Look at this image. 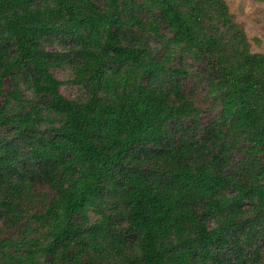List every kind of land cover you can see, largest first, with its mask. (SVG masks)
<instances>
[{
    "label": "trees",
    "instance_id": "trees-1",
    "mask_svg": "<svg viewBox=\"0 0 264 264\" xmlns=\"http://www.w3.org/2000/svg\"><path fill=\"white\" fill-rule=\"evenodd\" d=\"M262 239L264 52L226 0H0V264H264Z\"/></svg>",
    "mask_w": 264,
    "mask_h": 264
},
{
    "label": "rangeland",
    "instance_id": "rangeland-1",
    "mask_svg": "<svg viewBox=\"0 0 264 264\" xmlns=\"http://www.w3.org/2000/svg\"><path fill=\"white\" fill-rule=\"evenodd\" d=\"M235 19L241 23L251 41L254 51L264 52V1L260 0H226ZM56 76L61 80L74 77L71 67L55 69ZM62 91L70 96L81 95V88L75 83H64ZM264 260V239L259 243Z\"/></svg>",
    "mask_w": 264,
    "mask_h": 264
}]
</instances>
